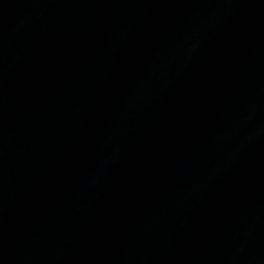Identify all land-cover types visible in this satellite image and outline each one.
<instances>
[{
	"label": "water",
	"instance_id": "obj_1",
	"mask_svg": "<svg viewBox=\"0 0 264 264\" xmlns=\"http://www.w3.org/2000/svg\"><path fill=\"white\" fill-rule=\"evenodd\" d=\"M0 264H264V0H0Z\"/></svg>",
	"mask_w": 264,
	"mask_h": 264
}]
</instances>
